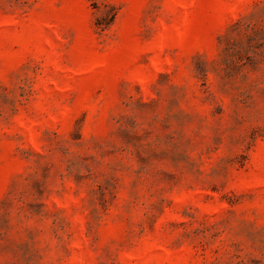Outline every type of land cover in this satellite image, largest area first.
<instances>
[{"label": "rangeland", "instance_id": "374dc122", "mask_svg": "<svg viewBox=\"0 0 264 264\" xmlns=\"http://www.w3.org/2000/svg\"><path fill=\"white\" fill-rule=\"evenodd\" d=\"M0 264H264V0H0Z\"/></svg>", "mask_w": 264, "mask_h": 264}]
</instances>
